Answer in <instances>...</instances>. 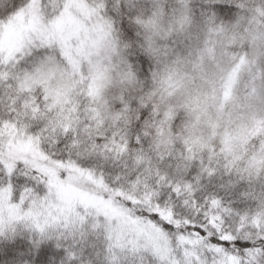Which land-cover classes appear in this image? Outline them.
Here are the masks:
<instances>
[{"label": "snow or ice", "instance_id": "6c2138e0", "mask_svg": "<svg viewBox=\"0 0 264 264\" xmlns=\"http://www.w3.org/2000/svg\"><path fill=\"white\" fill-rule=\"evenodd\" d=\"M0 264H264V0H0Z\"/></svg>", "mask_w": 264, "mask_h": 264}]
</instances>
